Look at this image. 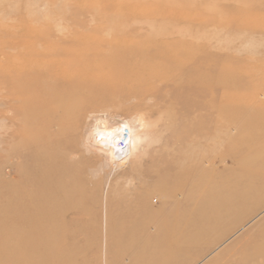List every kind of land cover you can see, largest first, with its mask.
<instances>
[{"label": "rangeland", "instance_id": "obj_1", "mask_svg": "<svg viewBox=\"0 0 264 264\" xmlns=\"http://www.w3.org/2000/svg\"><path fill=\"white\" fill-rule=\"evenodd\" d=\"M3 60H152L124 74L139 94L115 97L80 117L75 143L89 158L85 213L68 215L72 234L52 264L58 257L61 264H213L238 258L235 244H253L264 222V0H0V178L6 179L14 160H6L5 132L15 126L5 119L12 114ZM147 87L154 95L143 94ZM163 118L172 127L160 136ZM95 128L129 133L141 159L114 161L92 144ZM171 132L193 174L209 170L215 212L231 214L184 258L171 255L175 246L164 236L111 238L108 231L138 226L145 206L173 213L186 201L189 183L171 195L157 176ZM133 167L148 173L134 174ZM133 195L139 205L120 217L118 210L127 208L117 200ZM1 228L0 264H22L19 231L7 260ZM241 252L251 256L256 245Z\"/></svg>", "mask_w": 264, "mask_h": 264}, {"label": "bare ground", "instance_id": "obj_2", "mask_svg": "<svg viewBox=\"0 0 264 264\" xmlns=\"http://www.w3.org/2000/svg\"><path fill=\"white\" fill-rule=\"evenodd\" d=\"M150 61L3 60L4 99L12 114L5 119L15 126L5 132L6 160H14L10 164L14 175L0 178V227L5 231V259L11 258V235L19 231L15 248L22 251V264H52L51 255L57 254L63 241L72 234L67 228L68 215L78 218L85 213L81 192L89 182L85 175L89 158L75 143L80 117L115 97L139 94V89L129 84L133 79H126L124 74ZM143 90L144 95H154L153 88ZM163 120L166 123L157 130L160 136L172 127L169 119ZM92 135V144L104 149L116 162L133 155L141 159L137 155L138 142L123 130L95 128ZM168 136L171 141L173 137L172 147H168L169 139L164 138L157 176L171 195L177 187L189 183L186 201L176 203L173 213L163 209L153 212L145 206L141 213L144 218L134 220L138 226L130 224L129 228L119 230L110 227L108 231L111 238L133 237L137 232L151 239L164 236L175 246L171 255L184 258L185 252L201 241V236L214 234L215 225L231 214L224 209L215 212L213 186L206 183L209 170L201 172L198 168L193 174L194 165H185L179 153V135L177 138L171 132ZM132 169L134 174L148 173ZM139 202L134 195L119 198L117 205L127 210L119 209L118 215L129 217ZM258 226L252 235L253 244L250 241L235 244L238 258L225 257L213 264H264V222ZM249 245H256L255 254H242L241 250ZM161 261L156 264H162ZM56 264H61L59 257Z\"/></svg>", "mask_w": 264, "mask_h": 264}, {"label": "built area", "instance_id": "obj_3", "mask_svg": "<svg viewBox=\"0 0 264 264\" xmlns=\"http://www.w3.org/2000/svg\"><path fill=\"white\" fill-rule=\"evenodd\" d=\"M121 144H123V145H124V142H122Z\"/></svg>", "mask_w": 264, "mask_h": 264}]
</instances>
